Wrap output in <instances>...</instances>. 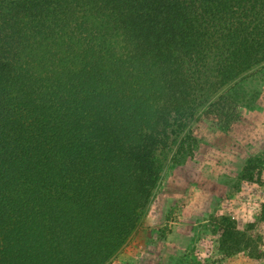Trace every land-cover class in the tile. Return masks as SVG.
I'll return each instance as SVG.
<instances>
[{"label":"trees","instance_id":"16d2710c","mask_svg":"<svg viewBox=\"0 0 264 264\" xmlns=\"http://www.w3.org/2000/svg\"><path fill=\"white\" fill-rule=\"evenodd\" d=\"M264 85V0H0V264H107L190 126ZM243 176L264 181L252 170ZM226 253L253 237L222 215Z\"/></svg>","mask_w":264,"mask_h":264},{"label":"rangeland","instance_id":"374dc122","mask_svg":"<svg viewBox=\"0 0 264 264\" xmlns=\"http://www.w3.org/2000/svg\"><path fill=\"white\" fill-rule=\"evenodd\" d=\"M239 119L221 127L209 114L190 126L181 153L160 152L161 181L142 219L107 264H264V207L259 180L244 178L247 165L264 181V85L244 84ZM237 221L260 249L224 252L213 224Z\"/></svg>","mask_w":264,"mask_h":264}]
</instances>
